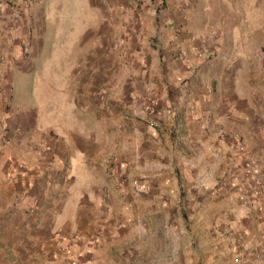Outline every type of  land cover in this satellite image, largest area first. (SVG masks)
<instances>
[{
  "label": "crops",
  "instance_id": "crops-1",
  "mask_svg": "<svg viewBox=\"0 0 264 264\" xmlns=\"http://www.w3.org/2000/svg\"><path fill=\"white\" fill-rule=\"evenodd\" d=\"M31 1L0 0V199L14 191L16 214L38 203L61 236L83 214L106 225L112 165L151 191L179 172L198 198L220 181L241 216L247 172L264 170V52L249 50L241 19L226 21L228 2L168 0L156 20L161 0H130L139 7L112 5L109 22L89 20L98 0Z\"/></svg>",
  "mask_w": 264,
  "mask_h": 264
},
{
  "label": "rangeland",
  "instance_id": "rangeland-1",
  "mask_svg": "<svg viewBox=\"0 0 264 264\" xmlns=\"http://www.w3.org/2000/svg\"><path fill=\"white\" fill-rule=\"evenodd\" d=\"M226 1L231 11L225 14L226 21L241 19L240 23L247 24L243 34L247 32L249 50L260 47L264 52V38L256 40L252 35L258 24H264V0ZM98 2L104 11L96 17L90 13L89 20L116 21L112 5L119 6L121 13L129 4L139 7L130 0ZM209 2L217 6L216 0ZM173 9L171 1L161 0L153 16L159 14L157 10H170V14ZM121 26L128 27L123 22ZM124 39L121 34L122 54ZM148 40L152 48L154 42ZM238 143L248 150L245 142ZM111 167L105 173L111 181L106 183L100 206L104 218H110L106 225L101 218L89 221V215L83 214L71 227L65 222V235L61 236L53 231L56 222L36 216L38 203L16 214V206L21 204L17 194L13 191L1 198L0 264H264V170L247 172L249 189L237 199L244 207L237 218L231 215L233 207L219 195L220 181L207 191L210 198H198L179 172L174 183L161 192L160 188L151 191L144 177ZM135 183L144 190L138 192ZM132 193L138 196L135 203Z\"/></svg>",
  "mask_w": 264,
  "mask_h": 264
},
{
  "label": "built area",
  "instance_id": "built-area-1",
  "mask_svg": "<svg viewBox=\"0 0 264 264\" xmlns=\"http://www.w3.org/2000/svg\"><path fill=\"white\" fill-rule=\"evenodd\" d=\"M30 2H32V1L30 0ZM36 2L37 3H41V1H39V0H37ZM11 8L13 9V18H14V20L20 21L21 20V17L23 16V13H24L23 10H22V8H21V6H20V4L13 3V4H11ZM27 53H28L27 47H24L23 48V54L25 55ZM151 126L152 127H155V124H151ZM134 187H135V189L138 192H141V191L144 190V186H142L141 184H138V183H135L134 184ZM235 260L237 262V259H235Z\"/></svg>",
  "mask_w": 264,
  "mask_h": 264
}]
</instances>
